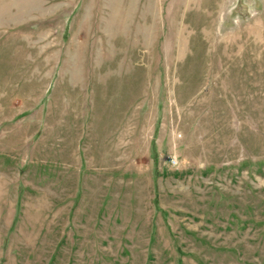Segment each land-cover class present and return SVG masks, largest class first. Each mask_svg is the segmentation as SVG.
Segmentation results:
<instances>
[{
    "label": "rangeland",
    "instance_id": "374dc122",
    "mask_svg": "<svg viewBox=\"0 0 264 264\" xmlns=\"http://www.w3.org/2000/svg\"><path fill=\"white\" fill-rule=\"evenodd\" d=\"M0 264H264V0H0Z\"/></svg>",
    "mask_w": 264,
    "mask_h": 264
}]
</instances>
